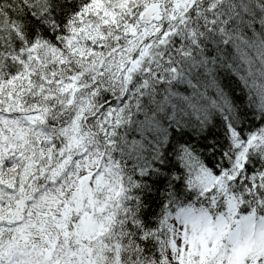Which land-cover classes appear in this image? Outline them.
I'll use <instances>...</instances> for the list:
<instances>
[{
	"label": "snow or ice",
	"instance_id": "snow-or-ice-1",
	"mask_svg": "<svg viewBox=\"0 0 264 264\" xmlns=\"http://www.w3.org/2000/svg\"><path fill=\"white\" fill-rule=\"evenodd\" d=\"M0 264H264V0H0Z\"/></svg>",
	"mask_w": 264,
	"mask_h": 264
}]
</instances>
